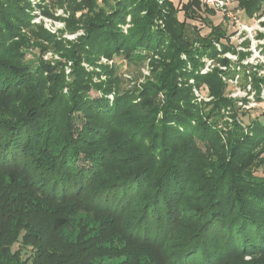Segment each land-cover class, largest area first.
<instances>
[{
    "label": "trees",
    "instance_id": "obj_1",
    "mask_svg": "<svg viewBox=\"0 0 264 264\" xmlns=\"http://www.w3.org/2000/svg\"><path fill=\"white\" fill-rule=\"evenodd\" d=\"M68 2L74 41L0 0V264H264V121L225 94L235 71L201 73L236 52L216 7ZM234 2L253 17L264 0ZM102 56L150 59V75L126 88Z\"/></svg>",
    "mask_w": 264,
    "mask_h": 264
},
{
    "label": "rangeland",
    "instance_id": "obj_2",
    "mask_svg": "<svg viewBox=\"0 0 264 264\" xmlns=\"http://www.w3.org/2000/svg\"><path fill=\"white\" fill-rule=\"evenodd\" d=\"M33 6V19L32 23L43 25L52 33L71 41L77 39V37L84 33L83 29H80L76 33H69L67 29V19L71 15L70 4L68 0H30ZM80 1V0H78ZM187 0H173L175 4L186 2ZM207 2V0H203ZM211 6L216 7V14L212 15L214 23H221L222 26L228 29L230 34V42L236 49L227 51L221 55V57H227L231 60L230 68L226 69V65H222L221 62H217L209 57H203L202 60L205 65L201 69V73H207L213 70L214 67L223 69L224 71H235L234 76L232 74H225L223 80L227 83L225 94L235 99L237 107H241L245 110H250L252 116L261 115L264 121V3L262 8L253 17H246L242 10L236 9V3L234 0H226V4L222 5L218 0H212L208 2ZM83 14L82 10L76 12V17L80 18ZM181 19L184 18L183 13H179ZM131 17H127V23L123 25V29L127 31L130 26ZM162 23V21H160ZM199 25H204L201 21H195ZM208 27H202V32L207 33ZM40 55L38 47H32L27 54L28 58H35ZM186 57V55H184ZM45 59H61L59 53L54 51H48L44 54ZM65 61V59H61ZM150 59L146 60L141 65L129 66L126 65L122 56H114L112 59L102 56L99 60L100 63L117 64L119 75L122 76L124 87L129 88L134 83H142L146 77L150 75ZM71 62L68 63L67 73L71 71ZM88 70H93L94 67L88 63H83ZM226 69V70H225ZM235 69V70H234ZM242 69L246 70V74L251 75L252 72L257 77L261 78L259 84L256 87L253 83V77L249 76L245 78L246 74L242 73ZM195 83L194 79L190 81ZM195 93L198 99L210 100L213 96L209 95L208 85L201 90L195 87ZM91 94L94 97L100 96V92L93 90ZM109 98L114 99V95L110 94ZM247 99V100H245ZM226 113L225 120L232 124L233 118L231 116L230 108L224 109ZM226 128V127H225ZM247 131V128L245 127ZM260 173H264V167L259 169ZM79 219V218H77ZM17 247V245L15 246ZM246 259H251V256H246ZM121 259L105 258L101 261V264H117Z\"/></svg>",
    "mask_w": 264,
    "mask_h": 264
},
{
    "label": "built area",
    "instance_id": "obj_3",
    "mask_svg": "<svg viewBox=\"0 0 264 264\" xmlns=\"http://www.w3.org/2000/svg\"><path fill=\"white\" fill-rule=\"evenodd\" d=\"M210 1H212V0H207V3L210 2ZM218 1H219L222 5H223V4H224V5L226 4V0H218Z\"/></svg>",
    "mask_w": 264,
    "mask_h": 264
}]
</instances>
